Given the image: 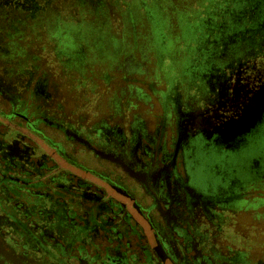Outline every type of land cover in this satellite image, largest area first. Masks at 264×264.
<instances>
[{
	"label": "flooded vegetation",
	"instance_id": "af4514ba",
	"mask_svg": "<svg viewBox=\"0 0 264 264\" xmlns=\"http://www.w3.org/2000/svg\"><path fill=\"white\" fill-rule=\"evenodd\" d=\"M107 4L0 0V264H264V0H201L154 77Z\"/></svg>",
	"mask_w": 264,
	"mask_h": 264
},
{
	"label": "rangeland",
	"instance_id": "374dc122",
	"mask_svg": "<svg viewBox=\"0 0 264 264\" xmlns=\"http://www.w3.org/2000/svg\"><path fill=\"white\" fill-rule=\"evenodd\" d=\"M131 1L137 2V0ZM194 1L195 0H147L152 10V16L150 15V17L148 14H144V9L135 8L130 18L129 14L123 12L124 9L119 11L118 8L112 7L110 13L107 15V22L109 23L108 26H106V28H108L107 33L115 37L119 34H124L126 36L125 43L128 45L125 46L126 51L132 50L133 54H136L138 57L142 55V60H149L147 65L149 71L148 75L154 77L157 72L155 65L156 60L152 51L162 48L164 50L162 58H164L165 64H169V60H166L167 57L170 58L173 54L177 55L173 50L183 48L185 41L181 37L182 30L181 25L177 22V14L181 11H187L190 14L195 13L196 8ZM211 8H207L206 11H210ZM121 17H126L127 21H121ZM203 17L204 15L201 13L198 15L197 19ZM197 19H195V17L193 18V16L189 19V24L192 27L191 35L192 33L194 35L197 30ZM199 20L201 21V19ZM96 25L98 24L94 25V29L97 28ZM129 34L130 36H128ZM131 34H135L137 37L135 48L133 47V41L129 40V38L132 37ZM170 43H173L171 44L173 46L170 47L172 50L169 48ZM168 48L170 50H168Z\"/></svg>",
	"mask_w": 264,
	"mask_h": 264
},
{
	"label": "trees",
	"instance_id": "16d2710c",
	"mask_svg": "<svg viewBox=\"0 0 264 264\" xmlns=\"http://www.w3.org/2000/svg\"><path fill=\"white\" fill-rule=\"evenodd\" d=\"M125 1V7H123V12H125V14H129L130 15V18H131V13L134 11V9L135 8H132L129 4H128V2H129V0H124ZM127 1V2H126ZM144 1H147V0H137V2H138V5L139 4H142V2H144ZM200 1L201 0H195L194 1V4H195V8H196V11H195V13H193V14H190L189 12H184V11H181V12H179L178 14H177V19L178 20H180V21H182V22H185V21H188L189 22V19H190V17H192L193 16V18L194 17H196V16H198L199 14H201V13H204V9L205 8H203V7H199L198 5H199V3H200ZM140 2V3H139ZM140 6V5H139ZM113 6H111V5H108L107 4V6H104V8H101L100 9V11H98V13L100 14V16H106L107 17V15L110 13V9L112 8ZM159 7V6H158ZM157 7V8H158ZM121 10V9H120ZM205 11H206V9H205ZM143 12H144V14H148L149 15V17H150V15L152 16V10L150 9V8H144V10H143ZM131 21L133 22V20L131 19ZM128 24V23H127ZM133 24V23H132ZM189 24V23H188ZM118 25V24H117ZM134 25V24H133ZM106 26L107 25H105V24H103V23H100V24H98V25H96V29H95V31L96 32H104V33H107L108 32V29L106 28ZM103 27H105L106 29H103Z\"/></svg>",
	"mask_w": 264,
	"mask_h": 264
},
{
	"label": "water",
	"instance_id": "95a60500",
	"mask_svg": "<svg viewBox=\"0 0 264 264\" xmlns=\"http://www.w3.org/2000/svg\"><path fill=\"white\" fill-rule=\"evenodd\" d=\"M253 98V96L251 97V99ZM255 108H257V106H255ZM254 109V108H253ZM240 114H241V112L238 114V115H236V117L235 118H233V120H239V116H240ZM258 118V117H257ZM255 121H257L255 118L253 119V120H251V122L249 123H247V124H245V126H243L242 128H238V129H240L239 131H236L237 132V134H241V133H244L243 131L244 130H246V129H249L250 128V126L252 127V125L253 124H255ZM230 125L228 124V125H226L224 128H223V131H224V134H223V136H224V138H227L228 137V133H230L228 130L230 129V127H229ZM226 131V132H225ZM234 133H235V130L233 131ZM237 134H235L233 137H235ZM231 138V137H230ZM228 139V138H227Z\"/></svg>",
	"mask_w": 264,
	"mask_h": 264
}]
</instances>
